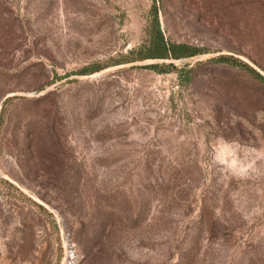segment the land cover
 Wrapping results in <instances>:
<instances>
[{"label":"rangeland","instance_id":"obj_1","mask_svg":"<svg viewBox=\"0 0 264 264\" xmlns=\"http://www.w3.org/2000/svg\"><path fill=\"white\" fill-rule=\"evenodd\" d=\"M154 4L203 53L140 60ZM220 55L264 76V0H0V264H264V83Z\"/></svg>","mask_w":264,"mask_h":264},{"label":"trees","instance_id":"obj_2","mask_svg":"<svg viewBox=\"0 0 264 264\" xmlns=\"http://www.w3.org/2000/svg\"><path fill=\"white\" fill-rule=\"evenodd\" d=\"M153 19L148 27L149 32V41L146 45L147 53L144 54L140 60L146 59H182V58H190L194 57L198 54L203 53V50L188 45L186 43H175L166 40L163 30L160 26L159 18H158V8L157 5H153L152 9ZM216 62L228 63L234 66L242 67L245 70L252 73L260 82L264 83V76H262L257 70L248 65L247 63L242 62L238 58L232 55H220L216 58H213ZM148 68L155 70L157 72H169L172 70H177V67L174 63H154L147 65ZM100 68L90 71L93 73ZM11 97L7 98L6 101H10ZM5 101V102H6Z\"/></svg>","mask_w":264,"mask_h":264}]
</instances>
